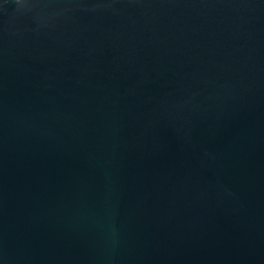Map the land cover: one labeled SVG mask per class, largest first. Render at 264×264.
<instances>
[{
  "label": "water",
  "instance_id": "water-1",
  "mask_svg": "<svg viewBox=\"0 0 264 264\" xmlns=\"http://www.w3.org/2000/svg\"><path fill=\"white\" fill-rule=\"evenodd\" d=\"M0 264H264V0H0Z\"/></svg>",
  "mask_w": 264,
  "mask_h": 264
}]
</instances>
